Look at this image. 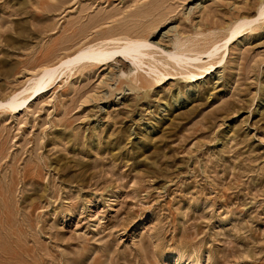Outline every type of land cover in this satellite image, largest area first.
<instances>
[{"label": "rangeland", "instance_id": "374dc122", "mask_svg": "<svg viewBox=\"0 0 264 264\" xmlns=\"http://www.w3.org/2000/svg\"><path fill=\"white\" fill-rule=\"evenodd\" d=\"M261 2L0 0V264H264ZM239 20L254 21L201 77L153 83L119 53L3 105L86 45L144 34L159 58L175 34L201 46Z\"/></svg>", "mask_w": 264, "mask_h": 264}, {"label": "bare ground", "instance_id": "6f19581e", "mask_svg": "<svg viewBox=\"0 0 264 264\" xmlns=\"http://www.w3.org/2000/svg\"><path fill=\"white\" fill-rule=\"evenodd\" d=\"M258 19L264 21V0L261 2L258 10ZM253 21H234L232 24H227V26L225 25L220 33H215L212 31L214 34H219V36L210 38L201 46H197L198 42H196V39H183V37L175 34L174 38L168 37L169 42L173 45V51L168 52L169 54L166 53V55L163 54L162 56H159V58L154 55L156 54L154 50H150L147 47L148 44L146 41V35L144 34L135 39L124 36L119 38H110L108 41H101L86 45L79 49V51L74 56L67 57L60 61L57 66L43 69L40 75H38L33 80V83L30 86L17 93L18 95H13L8 101L3 102V105H7L10 109H16L18 106L23 105L31 95L33 96L38 94L41 90L48 86L61 69H71L74 67V64L76 65V63L85 60H93L97 62L106 61L118 56L119 53H128L133 57H140L144 62L148 63V66L150 64V69L158 73V77L153 83H163L166 77L175 76L177 74L184 75L188 78L192 76L201 77L204 73L211 69L213 64H216L221 60L223 54L222 52L219 53L217 51L221 48H224L226 42L233 39L238 33L248 28V26H250ZM221 40L224 41L219 43ZM202 54H207L211 60L206 63L203 61H197ZM126 71L128 72L122 74L123 78L127 79L130 83H134L138 90L146 89L147 87L151 86L152 82L146 80V76L144 74L138 76L134 71L130 73V68H128ZM209 90V86H203V84L201 86L196 84L194 90L190 92V97H205L209 93ZM173 101L175 102L176 100ZM178 104H180V102H178ZM0 105H2V102H0ZM163 105L167 107V103H163ZM158 110V113L160 114L165 110V108H160ZM192 112H194L193 106L186 107L173 115L171 122H173L175 119L179 120L186 118ZM153 118L157 119L158 117L157 115H154ZM145 131L147 130L145 129ZM148 132H151V129H149Z\"/></svg>", "mask_w": 264, "mask_h": 264}]
</instances>
